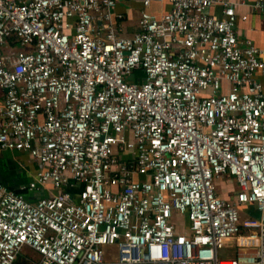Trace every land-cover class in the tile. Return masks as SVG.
I'll list each match as a JSON object with an SVG mask.
<instances>
[{"label":"built area","instance_id":"2783aa9c","mask_svg":"<svg viewBox=\"0 0 264 264\" xmlns=\"http://www.w3.org/2000/svg\"><path fill=\"white\" fill-rule=\"evenodd\" d=\"M239 4L0 0V152L54 190L0 182V264H264V48Z\"/></svg>","mask_w":264,"mask_h":264},{"label":"crops","instance_id":"0c3cea01","mask_svg":"<svg viewBox=\"0 0 264 264\" xmlns=\"http://www.w3.org/2000/svg\"><path fill=\"white\" fill-rule=\"evenodd\" d=\"M240 4L237 7V22L236 33L239 40L249 39L253 44L263 49L264 48V11L256 10L253 8V4L256 0H238ZM155 8V9H154ZM140 2H121L117 6V11L122 12L126 16L125 25L128 32L138 30V17L142 11ZM170 4L165 2L162 5L159 3H153L149 11L153 14L160 15V11H168ZM219 7L212 9V13L219 16ZM132 28V29H131ZM264 60V56L262 57ZM256 79L262 84L264 91V78L260 75H256ZM3 97V92L0 91V98ZM41 170V165L32 159L28 154L22 152L13 151H1L0 152V182H2L8 189L13 192L23 194L31 202H35L42 197H47L49 194H53L51 186H48L46 190L41 192H29L22 191L23 187H27L35 179L37 173ZM228 196L227 193L225 197ZM246 212V209H245ZM30 256L35 255L38 260L39 257L36 253L30 251ZM27 255H21L18 259V263H28L25 258ZM35 261V260H34Z\"/></svg>","mask_w":264,"mask_h":264},{"label":"rangeland","instance_id":"374dc122","mask_svg":"<svg viewBox=\"0 0 264 264\" xmlns=\"http://www.w3.org/2000/svg\"><path fill=\"white\" fill-rule=\"evenodd\" d=\"M218 186H219V192H221V189H222V196L223 197H225V194L227 193L228 196H226V198H230V197L234 196V194L238 191L236 183L231 184L229 182H226V179H223L222 184L218 185ZM247 217H248V213L243 211L241 214L242 220H246ZM180 220H181V222L183 221L182 219H180ZM30 254H31L30 251L25 252V255H27V256H30ZM223 254L224 255H227V254L232 255L233 252L230 254L224 250ZM32 257L34 258L35 262L38 261V258L35 255H32ZM31 264H33V263H31Z\"/></svg>","mask_w":264,"mask_h":264},{"label":"trees","instance_id":"16d2710c","mask_svg":"<svg viewBox=\"0 0 264 264\" xmlns=\"http://www.w3.org/2000/svg\"><path fill=\"white\" fill-rule=\"evenodd\" d=\"M20 264H27V263L25 262V263H20Z\"/></svg>","mask_w":264,"mask_h":264}]
</instances>
